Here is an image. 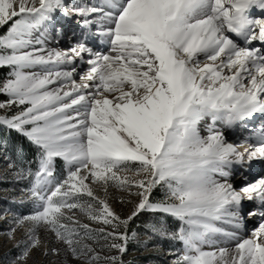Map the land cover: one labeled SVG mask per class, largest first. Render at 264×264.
<instances>
[{
    "label": "snow or ice",
    "instance_id": "obj_1",
    "mask_svg": "<svg viewBox=\"0 0 264 264\" xmlns=\"http://www.w3.org/2000/svg\"><path fill=\"white\" fill-rule=\"evenodd\" d=\"M0 29V264H264V0H0Z\"/></svg>",
    "mask_w": 264,
    "mask_h": 264
},
{
    "label": "rangeland",
    "instance_id": "obj_2",
    "mask_svg": "<svg viewBox=\"0 0 264 264\" xmlns=\"http://www.w3.org/2000/svg\"><path fill=\"white\" fill-rule=\"evenodd\" d=\"M2 31H3V29H0V32H2ZM0 69L2 70V68H0ZM5 74L6 73L1 72L0 73V78H3L5 76ZM0 168H2V164H0ZM11 187H12L11 184L0 182V208L6 206V199H5L6 193H5L4 189H8V188H11ZM114 206L118 207V202H116L114 204ZM2 243H3V238L0 237V245H2ZM2 250H3L2 247H0V251H2ZM132 255H135V253H131L130 252V256H132ZM143 255H145V254L142 253L141 256H143ZM153 261H154V264H155V258H153ZM143 264H148L147 260L143 261Z\"/></svg>",
    "mask_w": 264,
    "mask_h": 264
},
{
    "label": "bare ground",
    "instance_id": "obj_3",
    "mask_svg": "<svg viewBox=\"0 0 264 264\" xmlns=\"http://www.w3.org/2000/svg\"><path fill=\"white\" fill-rule=\"evenodd\" d=\"M66 44H67V40H61V42H60L61 47L65 46ZM238 136H240L239 131H236L235 133H233V132L228 133V137L230 140H236V139H238ZM256 223H257V221H255V220L251 221L249 223V227L255 226Z\"/></svg>",
    "mask_w": 264,
    "mask_h": 264
},
{
    "label": "trees",
    "instance_id": "obj_4",
    "mask_svg": "<svg viewBox=\"0 0 264 264\" xmlns=\"http://www.w3.org/2000/svg\"><path fill=\"white\" fill-rule=\"evenodd\" d=\"M1 72L6 73V72H7V69L2 68V70L0 69V73H1ZM3 98H4V96H3V95H0V100H2Z\"/></svg>",
    "mask_w": 264,
    "mask_h": 264
}]
</instances>
